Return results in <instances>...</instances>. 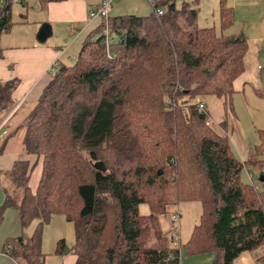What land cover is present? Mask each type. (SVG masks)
<instances>
[{
    "label": "trees",
    "instance_id": "1",
    "mask_svg": "<svg viewBox=\"0 0 264 264\" xmlns=\"http://www.w3.org/2000/svg\"><path fill=\"white\" fill-rule=\"evenodd\" d=\"M152 1L148 16L108 17L88 33L27 116L24 147L40 177L32 190L28 164H16L22 191L6 198L22 228L35 226L27 241L6 243L4 253L17 264H46L41 232L55 215L74 226L75 264H179L181 246L162 236L157 218L189 201L200 203L201 215L186 250L215 252L213 264H232L243 252L264 262V189L243 172L264 162V130L255 157L242 162L225 121H210L206 107L197 108L215 96L232 110L246 39L222 34L235 21L225 0L220 33L198 27L197 0ZM10 8L0 3V34L13 25ZM15 87L0 83V109ZM142 204L149 215L139 214Z\"/></svg>",
    "mask_w": 264,
    "mask_h": 264
},
{
    "label": "crops",
    "instance_id": "2",
    "mask_svg": "<svg viewBox=\"0 0 264 264\" xmlns=\"http://www.w3.org/2000/svg\"><path fill=\"white\" fill-rule=\"evenodd\" d=\"M43 1L19 0L18 3H15V5H19L16 9V19H14L15 10L11 4L10 12L14 21L13 25L9 31L0 34V83H16L15 89L11 92L9 103L0 109V209L3 208L0 231H3V240L5 238V241L0 244V264H16L7 254L3 253L6 243L13 239L27 241L35 227H33V231L25 233L23 230L26 228L21 226L17 208L5 206L8 193H12L15 185H18L14 182L8 186L12 177L10 172L16 163L28 164V186L32 190L36 188L40 177V167L37 165L36 157L28 155L25 151L24 122L35 107L53 72L60 66L72 64L88 33L102 23L99 19L90 21L88 18L89 11L101 0ZM132 1L137 0H117L116 4L110 8L108 16L118 17L127 14L142 16L139 14L138 7L129 5ZM230 3L235 17L234 23L238 21L245 23L247 51L243 60V72L232 83V99L235 100L236 107L234 104L235 108L232 107L231 111L226 112L225 125L233 150L244 162L255 157V147L258 144L257 133L259 130H264V128L258 127L257 120L251 121L250 132L253 127L257 133L255 136L249 135L246 121L237 120V110L242 112L240 105L242 103L250 105L256 112H264V0H231ZM28 18L33 21L29 22ZM25 22L36 26L32 38L31 32H27L28 34L21 31L13 32L14 29L22 25L21 23ZM19 29L23 30V28ZM35 33L36 36H34ZM25 104L27 106L24 110ZM11 111L14 112L10 114ZM262 116L259 115V118ZM250 178L252 177L250 176ZM7 188L8 190H6ZM19 197L20 195L17 196V199ZM12 210L16 213L11 212ZM6 211H8L6 217H8V213L12 215L13 223L9 227L4 221L6 217L3 214ZM174 212L175 209L170 214H161L157 218L160 233L170 242L171 246H173L172 239L178 225L173 219ZM139 214L141 216L149 215V207L145 204L140 205ZM178 227L180 232V226L178 225ZM63 246L62 241L61 249ZM179 246H181L180 234ZM76 259L70 250L66 256L62 255L59 264L68 262L75 264ZM256 262L258 261L252 254L243 252L232 264H254Z\"/></svg>",
    "mask_w": 264,
    "mask_h": 264
},
{
    "label": "rangeland",
    "instance_id": "3",
    "mask_svg": "<svg viewBox=\"0 0 264 264\" xmlns=\"http://www.w3.org/2000/svg\"><path fill=\"white\" fill-rule=\"evenodd\" d=\"M174 1L177 6H180L181 1L183 0H174ZM184 1L190 4L193 3V0H184ZM230 1L231 0H225V2L227 3V6L229 7L232 5ZM116 2L117 1H115L113 5L116 4ZM151 3H152V0H137V1L130 2L129 5L131 7H138L140 15L148 16L152 11ZM197 3H198V8H199L198 24H197L198 27L200 28L214 27L215 30L220 33V29H219L220 0H197ZM2 4H4V2H2ZM12 7L15 10L14 19H16V16H15L16 9L19 7V5H15V3H12ZM127 15L139 16L138 14H127ZM28 20L29 22L33 21L31 18H28ZM21 24L22 25L14 29L13 32H16V31L17 32L21 31L24 33L31 32V38H32L33 37L32 34L33 32H35L36 26H33L31 23H27V22L21 23ZM244 27H245V23L238 21V22H235L231 28L229 27L225 29L222 34L225 35L226 37L234 36V37L246 38ZM19 28H23V30ZM36 33L34 36H36ZM203 102L206 105V112H207V115L210 121H216V122L225 121V114L227 112V110L225 109V104L229 107L230 102L229 104L224 103L222 99L217 98L215 96H207L203 99ZM231 103H232V107H234V104L236 107L235 100L233 101L232 99ZM240 105L242 106V112H239L236 109L237 110V120H240V121L245 120L246 129L249 135L255 136L257 133L256 130H254V128L252 127V130L250 132V129H249L251 125V121L253 122L257 120L258 127H262L263 129L264 128V112H260V111L256 112V110L252 109L250 105H245L243 103ZM26 106L27 104L24 105V110L26 109ZM13 110L15 111V108ZM14 111H11L10 114H12V112ZM17 111H18V107H17ZM259 115H263V116L259 118ZM16 164L14 165L15 168L12 169V170L15 169L14 173L10 172V175L12 177L10 178L8 186L14 182L17 183V180H16L17 176L15 172H17L20 168H19V165H17L16 167ZM243 172H244L245 181L253 184L258 190L264 189V182L260 181L261 178H264V162L255 163L253 165H250L247 168V170L245 169ZM249 174H251L252 178H250ZM6 190H8V188ZM21 191H22V188L18 184V186L15 185L13 192L12 193L9 192L8 194L13 199H16L17 196L20 195L19 192ZM174 209H175L174 214H177V216L180 214L177 219H174L180 226L179 234H180L181 250H180L179 264H213L215 259L217 258V254L215 252L212 251V252H204V253H190L184 247L185 246L184 244L190 238V235H191V232L194 226L199 221V218L201 215L200 203L198 201L182 202L176 207H170L168 214H170ZM7 212L8 211H6L5 214L3 215L5 216ZM11 212L16 213V211L14 210H12ZM4 221L7 223L8 227L12 226V223H13L12 215H9L8 213V217H6ZM33 227H34V223H31L23 231L25 233H28L30 231H33ZM2 232L3 231H0V244L5 241V238L4 240L2 238V234H3ZM62 241L64 243V246L61 249ZM74 241H75V233H74L73 224L70 222H67L62 215L53 216L51 220L46 225L43 226L42 232H41V250H42V254L45 257V263L46 264H59V262L62 259V255L66 256L67 254H69V251L71 250V246H73ZM13 262L16 263L14 260ZM67 264H70V263L68 262Z\"/></svg>",
    "mask_w": 264,
    "mask_h": 264
},
{
    "label": "built area",
    "instance_id": "4",
    "mask_svg": "<svg viewBox=\"0 0 264 264\" xmlns=\"http://www.w3.org/2000/svg\"><path fill=\"white\" fill-rule=\"evenodd\" d=\"M115 1L116 0H101L97 6H95L92 10L89 11V15H88L89 20L94 21L96 19H99L102 22H105L106 19L109 17L108 16L109 10ZM2 2H4V4L7 3L12 4V3H18L19 0H0V3ZM155 14L156 16H162L163 11L161 9H156ZM197 108L198 111H203L205 109V106L202 102H200L199 104H197ZM177 218H178L177 214H173V219H177ZM178 241H179V227L177 225L174 231V237L172 239L173 247L175 248L178 247L179 245ZM10 248L11 246L7 244L5 250H9ZM254 264H264V262H256Z\"/></svg>",
    "mask_w": 264,
    "mask_h": 264
},
{
    "label": "water",
    "instance_id": "5",
    "mask_svg": "<svg viewBox=\"0 0 264 264\" xmlns=\"http://www.w3.org/2000/svg\"><path fill=\"white\" fill-rule=\"evenodd\" d=\"M94 166L101 172H105V167L101 162H96ZM261 182H264V178H261Z\"/></svg>",
    "mask_w": 264,
    "mask_h": 264
}]
</instances>
